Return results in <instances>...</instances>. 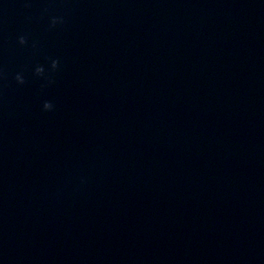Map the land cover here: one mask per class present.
<instances>
[{"label": "clouds", "instance_id": "clouds-1", "mask_svg": "<svg viewBox=\"0 0 264 264\" xmlns=\"http://www.w3.org/2000/svg\"><path fill=\"white\" fill-rule=\"evenodd\" d=\"M58 23H63V19L62 18H58V17H53L52 20H51V25L52 26H55ZM19 43L21 45L26 44L27 43L26 38L24 36H21L19 38ZM59 63H60L59 60L53 59L51 61V69L53 71H55L56 69H58ZM35 74L37 76H44L45 75V69H44V67L43 66H37L35 68ZM15 79H16V81H17L18 84H24L25 83V78H24V76L22 74H19L18 73L15 76ZM43 110L44 111H52V110H54V104L51 101H47V100L44 101V103H43Z\"/></svg>", "mask_w": 264, "mask_h": 264}]
</instances>
